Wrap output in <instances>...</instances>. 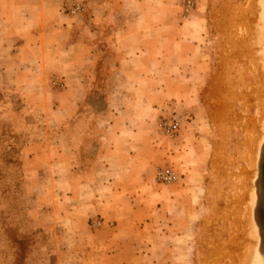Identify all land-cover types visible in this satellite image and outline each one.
Returning <instances> with one entry per match:
<instances>
[{
    "label": "crops",
    "instance_id": "crops-1",
    "mask_svg": "<svg viewBox=\"0 0 264 264\" xmlns=\"http://www.w3.org/2000/svg\"><path fill=\"white\" fill-rule=\"evenodd\" d=\"M81 1L88 9L72 17L69 0H0L2 66L28 72L41 87L54 75L64 83L53 110L64 120L53 145L63 175L52 179L66 234L85 260L174 264L189 224L179 212L194 211L191 173L183 171L190 148L184 125L177 140H166L158 123L193 101L196 46L186 43L184 26H166L167 1ZM98 98L102 109L88 110ZM159 168L177 171L178 182L153 183Z\"/></svg>",
    "mask_w": 264,
    "mask_h": 264
},
{
    "label": "rangeland",
    "instance_id": "rangeland-1",
    "mask_svg": "<svg viewBox=\"0 0 264 264\" xmlns=\"http://www.w3.org/2000/svg\"><path fill=\"white\" fill-rule=\"evenodd\" d=\"M163 1L172 13L166 26H184L190 35L186 43L196 46L193 101L181 99L187 110L167 111L160 119L179 125L178 134L163 136L166 140H177L184 125L190 148L189 170L183 171L191 173L189 208L194 211L179 212L189 224L174 264H240L244 246L258 245L247 203L258 195L264 150V71L253 56L260 52L253 41L254 0ZM3 43L0 37V264H90L85 250L70 242L56 209L63 196L52 173L63 175V166L54 163L53 145L62 138L56 125L62 127L64 120L53 110L64 83L54 75L41 87L28 72L21 76L18 68L2 66ZM87 102L88 110L104 105L99 98Z\"/></svg>",
    "mask_w": 264,
    "mask_h": 264
},
{
    "label": "bare ground",
    "instance_id": "bare-ground-1",
    "mask_svg": "<svg viewBox=\"0 0 264 264\" xmlns=\"http://www.w3.org/2000/svg\"><path fill=\"white\" fill-rule=\"evenodd\" d=\"M248 1V0H247ZM253 6H254V12L253 13H251V17H253V18H255L256 20H255V29H254V33L256 32L257 33V35H255V39L253 38V37H251V38H253V41H256L257 40V43H258V45H259V48H260V52L258 51V52H256L255 53V55H253L254 56V58H255V62H257V64H258V67L259 68H261L263 71H264V46H263V41L262 40H264V0H254V3H253ZM244 7V6H243ZM252 29V28H251ZM255 33V34H256ZM252 46V45H251ZM255 46H257V45H255L254 44V47L253 48H256ZM252 48V49H253ZM258 50V49H257ZM256 51V50H255ZM251 58V57H250ZM249 58V59H250ZM253 60V59H252ZM256 65V64H255ZM252 67V66H251ZM258 73H259V71H258ZM262 74V76H263V78H264V73L262 72L261 73ZM262 78V77H261ZM259 79H260V77H259ZM260 86V85H259ZM262 90H263V86H262V88H261ZM260 99H262V98H260ZM263 99H264V96H263ZM260 104V103H259ZM262 105V104H261ZM259 110V109H258ZM263 110V109H262ZM259 111H261V110H259ZM262 113V112H261ZM261 120V119H260ZM262 122V121H261ZM264 122V121H263ZM263 127V126H262ZM261 131H262V129H261ZM257 133H258V131H257ZM260 134H261V132H259ZM264 133V132H263ZM260 136V135H259ZM262 137V136H261ZM261 137H260V139H261ZM263 137H264V135H263ZM258 140V139H257ZM260 142V141H259ZM263 145V144H262ZM256 146H258V145H256ZM256 146H255V148H256ZM259 147V146H258ZM258 149V148H257ZM253 151V150H252ZM256 153H257V151H256ZM251 154V153H250ZM253 154V153H252ZM254 155V154H253ZM255 156H257V155H255ZM253 157V156H252ZM253 158H255L256 159V157H253ZM263 158H264V150H263V154H262V159H261V163H260V173H259V175H260V179H261V171H262V166H263V162H262V160H263ZM251 161H252V159H251ZM256 162V161H255ZM253 163V162H252ZM258 164V163H257ZM255 166V165H254ZM251 170H252V168H251ZM256 171V170H255ZM254 172V171H253ZM252 172V173H253ZM255 174V173H254ZM249 178V177H248ZM252 179H254V177L252 178ZM260 179H259V181H260ZM250 180V179H249ZM247 181V180H246ZM249 183H252V182H250L249 181ZM250 187V186H249ZM252 187V186H251ZM257 188H258V183H257ZM251 189V188H250ZM249 191V190H248ZM256 193V192H255ZM250 195V194H249ZM256 195V194H255ZM260 195V196H259ZM261 199V200H260ZM264 201H263V198H262V196H261V191H260V188H258V195H257V197L255 196V199H254V197H252V198H250V201H249V203H247V204H249L250 205V208H251V211H252V219L250 218V220L251 221H249L250 222V225L252 226L253 225V227H254V229H255V232H256V234H257V236H258V245H257V247L256 248H254L255 247V245H254V247H253V244L252 245H248V244H246L244 247V255H243V257H241L242 258V260H241V262H240V264H250L251 262H254L255 264H258V262H262L263 264H264V241H263V237H262V234H260V230L262 231V232H264V227H262V229L260 228V226H259V221H258V215H257V213H258V211H259V204L260 203H263ZM249 208V209H250ZM248 209V210H249ZM250 211V210H249ZM249 211H248V213H249ZM264 212V211H263ZM251 213V212H250ZM246 222H247V220H246ZM249 222H248V224H249ZM246 224V223H245ZM249 225V226H250ZM245 226V225H244ZM248 226V225H247ZM246 228V227H245ZM250 228H252V227H250ZM249 229V228H248ZM253 229V228H252ZM251 230V229H250ZM242 231H245L246 233H247V231L246 230H242ZM245 232H244V235H245ZM251 232V231H250ZM243 233V232H242ZM249 233V232H248ZM253 233H254V231H253ZM251 234V233H250ZM249 234V237H251V239H252V236ZM259 234H260V236H259ZM242 235V234H241ZM254 236V235H253ZM243 237H245V236H243ZM259 238L261 239V242H262V244L259 242ZM254 239V238H253ZM251 242V241H250ZM250 242H248V243H250ZM243 243H244V239H243ZM242 254H243V252H242ZM242 256V255H241ZM240 257V256H239Z\"/></svg>",
    "mask_w": 264,
    "mask_h": 264
},
{
    "label": "built area",
    "instance_id": "built-area-1",
    "mask_svg": "<svg viewBox=\"0 0 264 264\" xmlns=\"http://www.w3.org/2000/svg\"><path fill=\"white\" fill-rule=\"evenodd\" d=\"M85 11V4L81 0H69L68 13L72 17L82 15ZM158 131L164 137H174L179 132V125L175 120L162 119L158 123ZM178 180L176 173L171 169H157L152 182L155 184L169 185ZM94 226H99L100 222L93 223Z\"/></svg>",
    "mask_w": 264,
    "mask_h": 264
},
{
    "label": "water",
    "instance_id": "water-1",
    "mask_svg": "<svg viewBox=\"0 0 264 264\" xmlns=\"http://www.w3.org/2000/svg\"><path fill=\"white\" fill-rule=\"evenodd\" d=\"M262 162L264 163V158H263ZM259 188L261 191V196H262L263 201H264V164L262 166L261 179L259 181ZM263 211H264V202L259 204V211L257 213L259 226L261 229H262V227H264V212ZM261 233H262V237H263V241H264V232L261 231Z\"/></svg>",
    "mask_w": 264,
    "mask_h": 264
}]
</instances>
